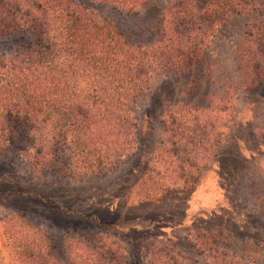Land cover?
I'll return each mask as SVG.
<instances>
[{
    "label": "rangeland",
    "instance_id": "1",
    "mask_svg": "<svg viewBox=\"0 0 264 264\" xmlns=\"http://www.w3.org/2000/svg\"><path fill=\"white\" fill-rule=\"evenodd\" d=\"M168 1L149 0L135 13L93 5L114 22L143 28L141 37L151 40ZM246 29L240 13L219 27L203 76L200 69L154 82L165 86L164 109L172 112L141 122L132 155L112 169H80L65 147L42 149L32 132L2 150L0 264H23L20 254L48 244L44 232L57 244L54 249L83 235L82 245L70 244L80 252L88 244L84 235L112 231H119L112 239L124 248L125 264H143L144 245L159 242L173 247L181 263L264 264V74L253 82L242 71ZM189 77L198 83H188ZM222 92L230 102L214 103V112L186 111L190 103L205 106L210 93Z\"/></svg>",
    "mask_w": 264,
    "mask_h": 264
},
{
    "label": "trees",
    "instance_id": "2",
    "mask_svg": "<svg viewBox=\"0 0 264 264\" xmlns=\"http://www.w3.org/2000/svg\"><path fill=\"white\" fill-rule=\"evenodd\" d=\"M148 1L0 0V152L32 132L42 149L54 143L65 147L80 169L114 168L132 155L141 122L172 112L164 109L165 86L154 82L200 70L211 54L213 36L236 13L245 16L247 27L242 71L253 82L264 74V0H169L157 21L159 33L151 40L141 37L143 28H128L126 20L114 22L94 9L106 4L135 13ZM188 83L198 81L189 77ZM166 86L172 91L175 83L167 81ZM224 95L210 93L205 106L184 103L183 108L209 114L214 103L230 102ZM239 172H232V181ZM118 232L84 235L88 244L80 252L70 244L82 245L83 235L54 249L57 244L44 232L41 238L48 244L26 250L20 258L23 264H125L124 248L113 240ZM161 244L144 245L143 264H186L175 257L173 247Z\"/></svg>",
    "mask_w": 264,
    "mask_h": 264
}]
</instances>
